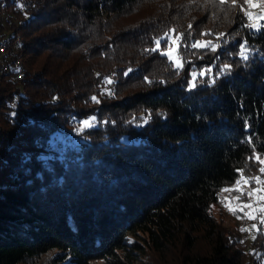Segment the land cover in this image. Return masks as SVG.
I'll return each mask as SVG.
<instances>
[{
	"label": "trees",
	"instance_id": "obj_1",
	"mask_svg": "<svg viewBox=\"0 0 264 264\" xmlns=\"http://www.w3.org/2000/svg\"><path fill=\"white\" fill-rule=\"evenodd\" d=\"M2 16L25 74L0 78V264H264L263 228L247 252L213 213L261 174L264 27L233 0H0ZM58 133L62 156L44 148Z\"/></svg>",
	"mask_w": 264,
	"mask_h": 264
},
{
	"label": "rangeland",
	"instance_id": "obj_2",
	"mask_svg": "<svg viewBox=\"0 0 264 264\" xmlns=\"http://www.w3.org/2000/svg\"><path fill=\"white\" fill-rule=\"evenodd\" d=\"M236 3L238 5V8L243 11L247 16L248 25H250L251 23H255L257 26L264 25V0H252V5L246 3L245 0H235V4ZM248 15L252 16V21H249ZM250 28L251 31L256 32L261 27H258V29H254L252 27ZM168 36L170 38L165 41L166 48L168 49H165V51H168L169 46H171V49L173 50V60L171 62H173L175 68H177L175 64V50L177 47L178 40L173 43L172 38L174 36H172L171 34H169ZM2 61L3 59L0 55V63ZM104 91L107 92L110 96H114L113 88L110 85L105 84ZM111 91H113V93ZM86 120L90 121L91 119L88 118ZM83 122L80 124L79 131L89 128L85 126ZM94 124L95 122L92 121L90 127L94 126ZM55 138L60 140L62 138L61 134H56ZM47 157H49V155H47ZM257 177H260L261 180H264V174H260ZM237 187L240 188V192H237L235 190L228 192L223 191L220 200L229 203V206L233 208V210L236 212V215H233L231 212H229L227 208L224 207V204H222L221 202L218 206L213 207V213L230 231H232L237 236V238L239 239V244L241 246H244L247 252H251L253 250V239L256 233L258 232L259 226L263 228L264 233V211H261V209H264V200L260 199L261 196H264V184L258 185L256 184L254 179L249 180V183L244 184L241 180V184L239 186H237L236 184L230 189H235ZM257 189H261V191H256ZM249 192H255V194L249 197L247 195V193ZM244 204L251 205V207H237V205L242 206ZM248 213L252 214L253 219L248 218ZM237 216H239L240 218L238 219ZM241 229H246V231H241ZM126 241L128 245H131V243H135L136 241H138V238L135 237L133 234H130Z\"/></svg>",
	"mask_w": 264,
	"mask_h": 264
},
{
	"label": "snow or ice",
	"instance_id": "obj_3",
	"mask_svg": "<svg viewBox=\"0 0 264 264\" xmlns=\"http://www.w3.org/2000/svg\"><path fill=\"white\" fill-rule=\"evenodd\" d=\"M245 2L248 3L249 5H252V0H245ZM220 3H221V4L225 3V0H220ZM233 6H235V0H233ZM248 19H249V21H252L253 18H252L251 15H248ZM249 26L252 27V28H254V29H258V27H264V26H257L255 23H251ZM172 32L174 33L175 30H172ZM205 35H207V33H206ZM169 38H170V37L168 36V34H165V36L162 37L161 39H157V40L155 41V43H156V45H157V48L160 47L161 40H165V41H167ZM172 39H173V43H175L176 40L181 39V37L176 36V37H173ZM191 46H192L193 48H207V47H211L213 51L216 50V46L211 45L210 43H201V42H199V41L195 42V43L192 44ZM161 54L167 56L168 59H169L170 61L173 60V50L171 49V46H169V50H168V51H164V52H162ZM240 56H241V59H244V60H246V59L248 58L247 55L245 54V50H244V46H243V45H241ZM175 64H176V67H177V68H181V67H182V63H181V61H180V59H179L178 57L175 59ZM229 67H230L229 65H225V69H226V70L229 69ZM203 74H204L203 72L200 73V75H203ZM195 77H196V74L193 73V79H195ZM108 83H111V81H108ZM92 99H93L94 101L96 100L95 97H93ZM83 123H84V125L87 126V127H90V126H91V121H89V120H86V121H84ZM256 160H257V162H258L260 165H262V166L260 167L259 171L261 172V174H264V159H260V157H256ZM252 179H254L255 182H256V184H258V185H260V184H264V180H261L260 177H253ZM242 181H243L244 184L249 183V180H248V179H243V177H242ZM236 183H237V186H239V185L241 184V180H238ZM233 190H235V191H237V192H240V188H239V187H237V188H235V189H228V188H225V189H223L222 191L228 192V191H233ZM256 191H261V189H257ZM241 194H243V193H241ZM254 194H255V192H249V193H247V195H248L249 197L253 196ZM260 199L264 200V196H261ZM221 203L224 204V207L227 208V210H228L229 212H231L233 215H236V212L233 210V208H231V207L229 206V203H226V202L223 201V200L221 201ZM237 207L250 208L251 205L244 204V205H242V206H241V205H237ZM261 211H264V209H261ZM237 218L239 219L240 217L237 216ZM248 218H249V219H253V216H252L251 213H248ZM241 231H246V229H241Z\"/></svg>",
	"mask_w": 264,
	"mask_h": 264
},
{
	"label": "bare ground",
	"instance_id": "obj_4",
	"mask_svg": "<svg viewBox=\"0 0 264 264\" xmlns=\"http://www.w3.org/2000/svg\"><path fill=\"white\" fill-rule=\"evenodd\" d=\"M3 18H6V20H2ZM0 17V28H6V34H9L8 32H11L12 29V20L8 16H2ZM7 46H15V58H12L13 55V48H6V51L0 50V55L3 59L0 64V78L8 75L9 68L12 70H16L18 68L19 72L22 73L24 76L25 74V67L23 64L22 59L19 56V48H20V37L15 35L14 37L11 35H8L7 39ZM2 65H8V66H2ZM23 76H17V71H13V77L15 82H20L23 79ZM15 120V119H14ZM16 123V120H15ZM61 131L63 134H71V123H69L66 126H63L61 128ZM63 140L57 139L56 142H62ZM46 150V146L44 147ZM52 153V152H51Z\"/></svg>",
	"mask_w": 264,
	"mask_h": 264
},
{
	"label": "built area",
	"instance_id": "obj_5",
	"mask_svg": "<svg viewBox=\"0 0 264 264\" xmlns=\"http://www.w3.org/2000/svg\"><path fill=\"white\" fill-rule=\"evenodd\" d=\"M2 20H6V18L2 17ZM7 39H8V34H6V28H0V50L6 51V48H13L12 58H15L14 55L15 46H7ZM2 66H8V65H2ZM10 71H17V76H23L22 73L19 72L18 68L16 70H10ZM9 111H10V116L12 118V123L15 124L14 110H9ZM69 122L71 123V133H72V131H74V129L77 128L78 123L75 122L73 118H70ZM63 135L64 137H69L71 134H63ZM44 146H46V151L49 153L50 151H58V155L62 156L65 152L64 140L63 142H56V140H52L47 142Z\"/></svg>",
	"mask_w": 264,
	"mask_h": 264
}]
</instances>
